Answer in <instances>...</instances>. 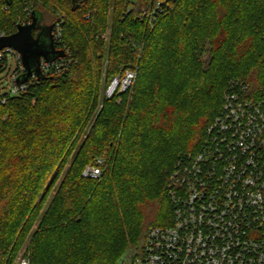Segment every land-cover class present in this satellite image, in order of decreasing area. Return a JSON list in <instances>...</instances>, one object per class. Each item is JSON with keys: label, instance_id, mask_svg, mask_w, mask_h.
Instances as JSON below:
<instances>
[{"label": "trees", "instance_id": "trees-1", "mask_svg": "<svg viewBox=\"0 0 264 264\" xmlns=\"http://www.w3.org/2000/svg\"><path fill=\"white\" fill-rule=\"evenodd\" d=\"M159 5L156 23L138 18ZM34 12L41 26L63 15L77 61L0 98V264L25 248L30 264H133L150 228L173 225L174 167L229 82L264 90V0H0V31ZM128 70L134 87L107 99ZM99 162L101 179L85 177Z\"/></svg>", "mask_w": 264, "mask_h": 264}, {"label": "built area", "instance_id": "built-area-1", "mask_svg": "<svg viewBox=\"0 0 264 264\" xmlns=\"http://www.w3.org/2000/svg\"><path fill=\"white\" fill-rule=\"evenodd\" d=\"M163 12L159 5L138 18L149 15L154 24ZM62 25V20L54 24L53 35L56 49L64 51L65 57L42 60L44 78L64 76L77 61L71 50L61 47ZM4 36L0 32V38ZM9 55L18 67L11 78V92L0 94L3 104L42 82L34 73L29 82L18 85V78L27 70L14 49L0 52V77ZM137 77V71L128 70L114 78L105 97L129 92ZM101 165L87 167L84 176L101 179ZM168 195L173 225L150 228L133 264H264V90L256 92L240 80L229 82L222 108L208 127L200 150L177 161ZM20 264L30 262L24 258Z\"/></svg>", "mask_w": 264, "mask_h": 264}, {"label": "water", "instance_id": "water-1", "mask_svg": "<svg viewBox=\"0 0 264 264\" xmlns=\"http://www.w3.org/2000/svg\"><path fill=\"white\" fill-rule=\"evenodd\" d=\"M53 28L54 25L41 26L40 17L34 12L31 22L19 24L16 33L0 38V52L14 49L22 56L27 72L18 78V85L29 82L34 73L39 79H44L41 73L42 60L53 62L65 57V52L55 47Z\"/></svg>", "mask_w": 264, "mask_h": 264}, {"label": "rangeland", "instance_id": "rangeland-1", "mask_svg": "<svg viewBox=\"0 0 264 264\" xmlns=\"http://www.w3.org/2000/svg\"><path fill=\"white\" fill-rule=\"evenodd\" d=\"M27 10L28 9H26L25 12ZM62 18H63V15L62 14L57 15V17H55L54 19H52V20L49 19L46 22V24L47 25H54L58 20H61ZM24 22H25V17H23L21 15V16L18 17V21H17V24L16 25H18V24H24ZM13 28L14 29L16 28V30H17V27L13 26ZM205 60L208 61V57H206ZM6 65H7V69L3 72L2 76L0 77V94H9L11 92V90H12L11 78H12L13 73L16 71V69L18 67L17 66L18 65L17 64V61H16V59L12 55H9L7 57ZM103 91H106L105 90V87L103 88ZM50 197H49V200H50ZM25 252H26V248L20 254V256L18 258V261H17V264H19V262H20L21 259H24L25 257H27L25 255ZM129 257L130 258H128V261L127 260L125 261V264H130V260H131V258H133V254H131Z\"/></svg>", "mask_w": 264, "mask_h": 264}, {"label": "flooded vegetation", "instance_id": "flooded-vegetation-1", "mask_svg": "<svg viewBox=\"0 0 264 264\" xmlns=\"http://www.w3.org/2000/svg\"><path fill=\"white\" fill-rule=\"evenodd\" d=\"M50 26V25H49ZM47 33H49V32H47Z\"/></svg>", "mask_w": 264, "mask_h": 264}]
</instances>
